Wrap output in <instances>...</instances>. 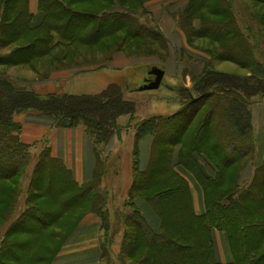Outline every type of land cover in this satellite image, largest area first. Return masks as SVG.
Returning a JSON list of instances; mask_svg holds the SVG:
<instances>
[{
  "label": "trees",
  "instance_id": "trees-1",
  "mask_svg": "<svg viewBox=\"0 0 264 264\" xmlns=\"http://www.w3.org/2000/svg\"><path fill=\"white\" fill-rule=\"evenodd\" d=\"M147 1L38 0L35 22L28 0H0V65H29L43 80L60 69L105 65L114 52L123 51L161 67L170 44L145 8ZM176 22L190 47L186 54L203 69H183L191 87L183 88L187 99L175 113L133 125L132 182L116 212V226L108 218L106 161L99 146L102 153L120 131L119 116L136 111L124 85L40 96L0 78V264H54L69 233L88 213L101 220V257L110 256L114 235L122 230L120 264H264V159L255 161L250 112L253 102L264 100V0H187ZM224 61L248 74L214 67ZM27 111L50 117L55 127L83 126L94 145L95 166L92 180L79 184L45 142L29 174L25 206L14 216L23 192L20 180L32 160L16 118ZM146 135L152 144L141 169L137 143ZM190 181L202 193L201 213L194 210ZM140 202L156 215V227ZM67 216L74 226L50 262L45 242L59 239ZM215 230L223 234L225 262L216 257Z\"/></svg>",
  "mask_w": 264,
  "mask_h": 264
},
{
  "label": "crops",
  "instance_id": "crops-1",
  "mask_svg": "<svg viewBox=\"0 0 264 264\" xmlns=\"http://www.w3.org/2000/svg\"><path fill=\"white\" fill-rule=\"evenodd\" d=\"M186 1L149 0L145 2V8L151 13L150 15L153 16L162 35L170 44L169 58L163 64V67L170 75L180 74L182 79V71L186 65L180 54L186 50L189 53L190 47L187 45L185 34L177 26L176 15L185 7ZM28 9L33 14L34 21L38 22L40 20L38 0H28ZM137 60L141 62L145 61L143 58L129 57L123 51H116L105 62V65H93L95 67L92 65H82L83 71H81L80 67L60 69L52 72L43 80L35 74V71L29 65H0V78L11 80L18 89H33L40 96L50 93L83 94L67 91V87L74 80L75 75L104 67L106 70L119 71L133 65L134 62L137 63ZM187 66L193 73H198L203 69V65L198 59ZM218 70L220 71V69ZM243 74H248V71L244 69ZM183 83L184 87H191L189 76L183 79ZM250 112L256 148L255 161L259 163L264 159V101L253 102ZM16 118L21 123L19 136L22 142L31 145L33 148L39 142L46 141L49 145L51 156L60 159L70 169L72 177L77 183L82 184L92 180L95 166L94 145L83 126L55 127L52 126V119L50 117L32 111L18 114ZM116 136L117 134L113 135L107 143V149L111 153L117 150L118 142L124 140V137L121 140V138ZM138 144V165L139 168L144 169L148 163L152 138L149 135L143 136L138 140ZM251 165L244 171L243 174L245 176L248 175ZM105 175V184L103 186L106 189L110 187L112 189L114 183L117 181V176L110 178L107 172ZM190 187H193L195 190V195L192 198L194 210L196 213H201L203 211L202 193L193 181H190ZM140 208L149 223L153 227H156L158 219L151 208L145 202H140ZM102 235L100 218L93 213L86 214L71 233H69L61 250L54 258V264H101ZM213 242L217 259L222 262L227 261L228 254L225 249L223 234L220 231L215 230L213 232ZM120 244L121 234L114 235L113 241L110 244L111 258L117 259Z\"/></svg>",
  "mask_w": 264,
  "mask_h": 264
},
{
  "label": "rangeland",
  "instance_id": "rangeland-1",
  "mask_svg": "<svg viewBox=\"0 0 264 264\" xmlns=\"http://www.w3.org/2000/svg\"><path fill=\"white\" fill-rule=\"evenodd\" d=\"M242 3L243 0H240ZM248 3V2H246ZM237 4V3H236ZM239 5V4H238ZM198 19L193 20V24H195ZM7 51V49H5ZM3 50V51H5ZM94 53H100L96 51ZM183 53V52H182ZM187 52L183 53L181 58L185 61V65H190L191 62L196 61L195 57H192ZM88 54V53H86ZM222 65V66H218ZM161 66V65H159ZM152 65L148 62H141L137 60V63H133L131 66H127L124 69H120L119 71L114 70H106V68H99L92 71L82 72L80 74L75 75L74 80L70 82L67 87V91H74L77 93H95L104 88L108 83H118L123 86L124 95L126 98L131 99L136 104V111L132 115L124 114L118 117L117 123L120 126V131L117 133V136L121 138L124 137L123 141H119L117 144V150L112 151V153L107 149V146L104 147L102 153V146H99L100 149V157L105 162L104 167L106 168V172L108 173L110 178L116 177L117 181L114 183L112 189L107 190V211L109 222L116 226L117 223L115 221L116 212L121 210L124 202L127 197V190L132 182V152L134 148L135 142V130L133 125L140 121L141 119L150 117L152 115H170L175 113L181 105L186 101L187 97H185L183 93L184 83L183 79L187 78L177 75H170L163 66L164 75L162 77L161 83L157 89H148L142 90L140 87L144 85L146 79L150 77L148 71ZM214 67L220 69V71H227L231 73L243 74L244 69L235 63H231L228 61L219 62L214 65ZM37 68V66H36ZM216 68V69H217ZM38 69L43 71L41 65H38ZM217 69V70H218ZM35 74L38 73L35 71ZM190 78V77H189ZM190 87V86H189ZM66 90V88H65ZM264 101V100H263ZM129 123L130 124L129 126ZM127 134V136H125ZM116 136V137H117ZM46 141L39 142L38 145L31 148L32 160L27 167L25 173L22 175L20 180V187L23 192L19 197V202H17L16 209L14 211V216L24 208V198L26 186L29 181V174L35 164L37 156L39 155L40 149L45 145ZM137 149H139V144L137 143ZM41 152V151H40ZM138 162H139V150L137 153ZM242 177L244 176L241 175ZM105 177H103V184H105ZM243 181V180H240ZM192 198L195 195V190L192 187ZM49 205V204H48ZM48 207H51L49 205ZM66 221L69 220L68 216L65 218ZM74 224L72 221H68L67 229H63L58 231L60 234L59 239L50 240L45 242V247L48 252H45V256L48 261H53V256L57 249L61 246V241L63 236H66L69 231L73 228ZM122 230H120L117 234H121ZM116 234V235H117ZM115 235V236H116ZM238 237H241L239 233H237ZM213 241V236H212ZM101 264H120L118 259L111 258V256L105 255L101 257Z\"/></svg>",
  "mask_w": 264,
  "mask_h": 264
},
{
  "label": "water",
  "instance_id": "water-1",
  "mask_svg": "<svg viewBox=\"0 0 264 264\" xmlns=\"http://www.w3.org/2000/svg\"><path fill=\"white\" fill-rule=\"evenodd\" d=\"M150 77L146 79L144 85L140 87L142 90L157 89L161 83L164 75V70L160 67L154 66L148 71Z\"/></svg>",
  "mask_w": 264,
  "mask_h": 264
}]
</instances>
